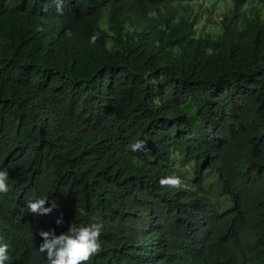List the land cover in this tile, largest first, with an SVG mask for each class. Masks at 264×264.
Returning <instances> with one entry per match:
<instances>
[{
    "label": "trees",
    "instance_id": "1",
    "mask_svg": "<svg viewBox=\"0 0 264 264\" xmlns=\"http://www.w3.org/2000/svg\"><path fill=\"white\" fill-rule=\"evenodd\" d=\"M31 1L0 33V215L21 239L98 221L87 264H264V0Z\"/></svg>",
    "mask_w": 264,
    "mask_h": 264
},
{
    "label": "clouds",
    "instance_id": "2",
    "mask_svg": "<svg viewBox=\"0 0 264 264\" xmlns=\"http://www.w3.org/2000/svg\"><path fill=\"white\" fill-rule=\"evenodd\" d=\"M0 12H3L0 16L1 33L9 25L43 13V7L31 0H0ZM97 39L98 33H94L89 37V43L95 44ZM123 136L120 135L119 149L123 144ZM144 144L143 140H135L127 147L135 153L142 150ZM27 175L29 176L28 169ZM8 178L7 167H0V196L10 190ZM159 183L172 188L181 186L177 175H166ZM47 201L46 197L31 198L25 202V207L28 213L34 216L47 215L52 210V207L44 206ZM62 222L61 216L56 219L55 224L59 226ZM102 229L103 224L98 221L79 226L70 224L67 230L60 234H56L53 229L37 231L32 228L30 237L23 240L9 220L0 215V264H87L100 250L99 237Z\"/></svg>",
    "mask_w": 264,
    "mask_h": 264
},
{
    "label": "rangeland",
    "instance_id": "3",
    "mask_svg": "<svg viewBox=\"0 0 264 264\" xmlns=\"http://www.w3.org/2000/svg\"><path fill=\"white\" fill-rule=\"evenodd\" d=\"M220 5H221V3L219 4V6H220ZM210 22H212V23H216L215 20H214V18H212ZM208 24L210 25L211 23H208ZM207 27H208V25H207Z\"/></svg>",
    "mask_w": 264,
    "mask_h": 264
}]
</instances>
